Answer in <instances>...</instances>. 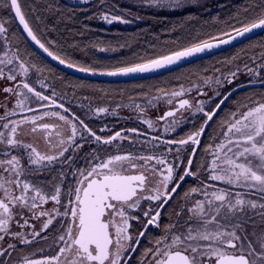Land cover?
<instances>
[{
	"label": "snow or ice",
	"instance_id": "snow-or-ice-1",
	"mask_svg": "<svg viewBox=\"0 0 264 264\" xmlns=\"http://www.w3.org/2000/svg\"><path fill=\"white\" fill-rule=\"evenodd\" d=\"M82 2L87 4L89 0ZM104 2L100 0V4ZM144 3L157 9L178 11L196 5L198 0H144ZM2 6L14 14L27 38L52 60L78 72L96 74V69L74 64L49 50L31 26L20 0H6ZM241 11L245 14L256 11L257 14L240 21L238 12L231 16L236 23L225 20L226 30L217 36L99 74L128 76L154 72L230 44L255 30H264V0H249ZM95 18L108 24L132 22L114 12H100L98 17H89ZM187 18L191 20L194 17L189 14ZM10 22L0 19V39L4 41L0 47V81L9 82L8 86L0 87L5 101L0 103L4 110L0 115V264H131L132 254L137 252L141 238L148 236L150 226L162 228L161 235L149 238L151 246L143 249L137 264H264V92L257 100L248 96L247 103L239 102L236 110L220 121L223 129L221 138L214 146L210 144L204 149L212 158L206 166L202 164L196 170H193L194 156L201 143L200 137L217 110L230 98V93L223 95L207 111L203 106L205 101L198 102L196 111L204 116L198 129L179 139L162 140L160 136H152L151 140L158 142L151 145L152 149L169 146L163 154L136 151L105 154L108 147L118 140L128 141L133 148L136 143L122 134L124 130L109 135L97 134L85 119L70 112L63 103H57L55 90L51 96L37 91L25 77L30 69L37 73L44 69L22 59L18 47H10L15 38L14 33L13 38L8 36L7 24ZM19 39H15L16 44ZM260 47L259 53L249 57L255 68L244 64L243 69L239 66L234 70L231 67L227 70L205 69L213 75L201 76L204 84L231 85L243 71L253 77L250 83L264 85L260 71L264 69V44ZM98 50L109 49L100 47ZM111 51L117 49L111 48ZM238 59L239 53L221 63L231 66ZM37 82L42 88L49 87L43 80ZM197 90L198 94L207 95L199 88ZM156 91L164 96L180 98L186 90L181 85L178 91ZM221 95L215 91V96ZM33 97L35 101L47 103L30 107ZM159 98L151 97L148 104L152 105ZM212 99L214 97H209ZM12 101L14 103L9 108ZM167 103L171 105L173 100L170 98ZM49 107L60 111H39ZM80 107H86L96 116L116 112L115 109L109 112L107 107H92L90 104ZM132 107L139 115H146L141 104L135 103ZM191 108L190 100L180 98L176 106L158 116L157 121L165 122L166 133L175 132L183 122L182 110ZM142 123L148 129L156 130L155 121L144 119ZM106 130L101 128L100 132ZM126 131L146 135L136 128ZM40 141L45 146L44 150L40 148ZM84 143H94L96 147L81 157L79 153ZM143 144L147 145L148 141ZM184 151L188 153L186 164L182 161ZM169 155L180 163H170ZM80 159L84 166L77 164ZM56 165H60L58 171ZM181 167L182 172H178ZM52 172H57V175L51 180L38 179L41 174ZM204 172H207L208 181H219L227 187L205 182L202 179ZM69 175L71 181L68 180ZM186 177L198 180L199 184L183 193L179 207L172 212L175 219L161 226V209L175 198L174 194ZM193 194L202 195L203 199L193 198ZM142 201L150 203L144 207ZM49 203L52 207L46 208ZM137 210L141 215L132 214ZM33 221L39 222V228ZM130 221L141 225L138 232L131 230L133 225ZM13 225L17 230H13ZM50 232L55 233L51 236L53 254L41 259L21 255L12 261L17 244L30 245L38 239L47 242Z\"/></svg>",
	"mask_w": 264,
	"mask_h": 264
},
{
	"label": "trees",
	"instance_id": "trees-1",
	"mask_svg": "<svg viewBox=\"0 0 264 264\" xmlns=\"http://www.w3.org/2000/svg\"><path fill=\"white\" fill-rule=\"evenodd\" d=\"M4 2H6V0H0L3 19L8 18L7 20H14L11 11L2 6ZM20 2L22 9L26 12L27 18L31 22V26L49 50L70 60L74 64L92 67L96 69V71L110 70L114 68L115 65L117 66L121 60L123 61H121L119 66H121L122 63V65H124L126 63L141 62V60L169 54L172 51L189 46L198 41L219 35L221 31L226 30L224 24L225 20L230 23H236L235 20L231 19V16L238 12V19L240 21H246L257 14L256 11H252L248 14L241 11L243 6L249 4V0H224L199 8L179 11H162L148 7H138L123 2L122 0H105L104 4H100V0H89L87 4L83 3L82 0H20ZM100 12L122 14L124 18L132 22L125 26V24L118 22L108 24L100 18L89 19V17L93 16L98 17ZM9 14L12 16V19H9ZM189 14L194 18L189 20L187 18ZM6 15L9 17H6ZM138 16L143 19L137 20L136 17ZM10 23H12V27L14 26L15 29L10 26V29L8 28L9 32H11V28L12 30H16L19 34V41L22 40L20 41L21 44H18V46H21L23 49H28L27 52L26 49L23 50L25 61L30 64H37L43 68L44 70L41 72L42 75L53 77L57 73L63 76L58 78L63 89L65 83L62 81L68 82L65 79L69 78H76L75 80L80 79L82 82H98L72 76L54 67L51 63L40 57V55L27 44V41H25L26 39L22 36L16 23L13 21ZM8 25L11 24L8 23ZM123 29L125 30L123 31ZM119 30H121L120 33L118 32ZM130 30H132V32H130ZM12 32L11 35L13 33L18 35L15 31ZM115 33L122 34L119 36ZM156 38L157 40L155 41ZM261 44H264V33L222 53L194 62L170 73L154 77L153 79H145L146 81L151 80L152 82L141 80L132 82L131 84L134 86V84L137 83L135 84L136 87L140 84L141 86H138L137 89H139V91L142 90L141 93H144V95L153 94L157 92V89L168 91L182 84L189 83L201 76H209V74L212 73L211 71L206 72L205 69H213L214 67L223 69L227 67V65L221 63V61H225L226 58H231L237 53L240 54V59L234 61V63L240 62L255 53H259L262 50L260 47ZM93 45H95V47ZM121 45H125L126 48L121 47ZM100 47L107 48L110 51H103L102 54L101 51L98 50ZM113 47L118 51H111ZM31 55L36 59H32ZM107 55L108 60L106 59ZM119 55L123 58L119 57ZM102 56H105L104 60L106 59V64ZM112 59L117 60L118 63ZM97 60H99L100 63L102 62V65H99ZM37 61L40 64L35 63ZM109 64L113 66L111 67L110 65L108 67ZM64 76H66V78ZM80 80L77 81L80 82ZM144 82L146 84L142 85L141 83ZM80 83L73 82L72 86L76 89H80ZM123 84L127 85L130 83ZM141 93L139 92L136 94L138 96V94L140 95ZM175 201L176 200H174L173 203L171 202L169 206L174 205ZM155 230L156 229H151L148 233L144 244L141 246V251H139L138 254H140L145 247L151 246L149 244L150 237L154 238L160 236L161 231L159 235H152ZM157 232L159 233V231Z\"/></svg>",
	"mask_w": 264,
	"mask_h": 264
},
{
	"label": "flooded vegetation",
	"instance_id": "flooded-vegetation-1",
	"mask_svg": "<svg viewBox=\"0 0 264 264\" xmlns=\"http://www.w3.org/2000/svg\"><path fill=\"white\" fill-rule=\"evenodd\" d=\"M1 19H3V17H1ZM9 34H10V32H8V36H9ZM12 37L13 36L11 35V38ZM14 41L15 40L13 39L12 46L19 48L20 53H21V57H22V59L25 60L24 51H23L24 49L21 46H18V44H21V42L18 43L16 46L15 45L16 43H14ZM1 44H2V42H1ZM229 67H231V66H227L223 69L227 70ZM260 71H261V75L264 76V69H261ZM56 74H55V76H53L52 79L48 78L49 85L51 87V88H48V91L55 90L57 93L62 94V96H55L54 97L56 99L57 103H63L65 105V107L69 108L70 112H75L81 118L85 119L86 122L89 124V126L93 130H95L97 132V134L109 135V134L114 133L115 131L124 130L122 132V134L128 135L131 138V140L134 141L135 143H136L137 138L139 140H143V141L148 140L149 143L147 145L143 146L145 152L146 153L147 152L148 153H154L157 155L163 154L164 150L169 146L161 145L160 148H158V149H152L151 145L158 143L157 141L151 140L152 136H160L162 140L163 139H179L180 137L184 136L185 134L198 129L200 127L201 123L203 122V119H204L203 114L196 111V107L198 106L199 101H205L203 106H204L205 110L207 111V110L213 108L215 106V103L219 102V99L223 98V95L228 94L230 91H232L236 87H239V86L244 85V84H250L249 81H251L253 79L250 76L246 75L243 71H241V73L238 74V78L234 81L233 84H231V85L225 84L224 87H219L214 82H212L208 85H205L203 82V79L201 77L194 79L189 83L182 84V86L184 87V89L186 91L184 93V96L180 97V98L190 100V102L192 104V108L188 111L182 110L183 122L179 127H177L175 132L166 133L164 131L165 122L164 121H157V117L163 115V113L165 111L175 107L177 104V100L180 98L172 99L173 103L171 105H169L167 103L168 99L167 100H165V99L164 100H158V101H155L154 104L149 105L147 100L151 97V94L142 95L143 97L137 96V94H135V92L137 93V90L133 86L132 87L135 88L136 91L134 90L132 93H130V96H129V93H128V95H125V94H127L128 89H129V91L131 89H133L132 87L130 88V86H127V85H130L132 82H127V83H130V84L126 85L127 87L123 83L102 82V81H98L99 83L98 82H83V84H85V85L80 87V89H76L72 86V83L78 82V81L75 79L69 80L70 79L69 78V79H65L66 81L68 80V82L62 81L63 83H65L64 87H67V88H64V90H63V88H61L62 84L59 82V79H58L61 75H58V74L56 75ZM40 75H42V74L37 73L35 70L30 69L29 74L27 77H25V79L37 91H41L43 94L51 96L52 94L46 92L45 88L42 89L39 87V85H37L36 81L39 80ZM212 75H213V73H211L209 76H212ZM44 77H46V76H44ZM256 79H259V77H257ZM139 81H141V80H139ZM133 82H135V81H133ZM66 83H67V85H66ZM78 83H80V82H78ZM105 83H107V84H105ZM108 83H113V84H108ZM8 84H9V82L0 81V87L8 86ZM80 84L82 85V83H80ZM120 84L124 85L125 87L124 86L122 87V85L120 86ZM194 84L196 85V87H193ZM68 85H70L71 87ZM117 86H118L119 94H118V91L115 89V88H117ZM190 86H192V88H190ZM121 87H122V89H119ZM180 87H181V85L178 87V89ZM69 88L71 89V91L68 92ZM123 88H125V89L127 88V90L124 91L125 89H123ZM198 88H199L200 92H206L207 95L198 94V90H197ZM80 90H82V92ZM114 90H116L117 93ZM215 91H219L222 95L219 97L215 96ZM261 92H264V86H254V87L245 88V89L237 92L235 95H233L222 106L220 111L214 117L213 121L207 127V129L204 133V136L201 139V143L199 145L198 152L194 158L195 163L193 165V170H196L200 166L202 159H199V158H200V156L205 155V151H204L205 147L210 145V144H212L214 146L215 142H216L215 141V139H216L215 135L220 134L223 131V129L220 127V121L223 119H227L229 117V114L232 111L236 110L237 104L239 102L247 103L248 102L247 101L248 96H252V99H254V100L260 99V93ZM79 93L80 94L83 93V95H80ZM120 94H121V96H120ZM132 94H133V96H132ZM29 95H31V94H29ZM107 95L109 97H107ZM134 95L136 97H134ZM119 96L121 99L119 98ZM84 97H88V99L85 100ZM122 97H124V98H122ZM209 97H214V99L209 100ZM4 102H5L4 96L2 94H0V103H4ZM13 103H14V101L9 103L8 107L11 108ZM43 103H47V102H43ZM135 103L141 104L144 107L146 115H143V116L138 115V113L132 107V105ZM38 104H39V102L38 103L34 102V103L30 104L29 106L36 108L38 106ZM82 104L83 105H89L90 104L92 107L103 106V107H107L109 109V112H111L112 109H115L116 112H115V114H111V115L106 113V114H101L100 116H96L94 113L88 112L86 107H80V105H82ZM117 105H119L120 107H117ZM39 111H60V109H57L55 107H49L47 109H39ZM3 112H4V110L2 108H0V115H3ZM34 114H38V113H25V115H34ZM12 118L17 119L19 117H12ZM177 118H179V117H177ZM144 119H151V120L155 121L156 122V130L152 131V130L148 129L147 125L142 123V120H144ZM49 122H52V121L50 120ZM101 128H106L107 130L104 133H101L100 132ZM130 128H136L139 130L140 133H146V135H137V134L127 132L126 130L130 129ZM147 136H151V137H147ZM39 143H40L41 150H44L45 146H44L43 142L40 141ZM141 146L136 145V147L133 148L132 144H130L128 141H119L118 140V141L114 142V144L112 146L108 147V151L105 154H116V153H123V152H127V151H136L137 152V148L138 147L141 148ZM94 147H96V145L94 143H91V144L90 143H84V147L80 151L79 155L81 157L84 156L85 153L90 152L92 150V148H94ZM173 147H175V146H173ZM187 154H188L187 151H184L182 153L183 164H186ZM168 160L170 163L177 162V161H174L173 156H171V155L168 156ZM177 163H180V162H177ZM77 164L79 166H84V161L82 159H80L77 161ZM55 167L58 171L60 168V165H56ZM177 171L182 172V167H181V169H178ZM56 175H57V172H52V173L47 174V175L41 174L38 177V179L51 180ZM68 180L69 181L72 180L71 175H69ZM198 184H199V181L196 179H193L192 177H187L185 179V181L183 182L181 187L178 189L177 193L174 195L175 198L171 201L173 203V201L176 200L174 202V205H172V206L167 205L165 207V209H163V211H162L163 215H162L161 220H160L161 226L168 224L170 222V219H172V220L175 219V217L172 215V212H173V209H176L179 207L178 202H180V197L183 195V193L189 187L197 186ZM193 195H198V194H193ZM171 202H170V204H171ZM45 207L50 208V207H52V205H51V203H49V204L45 205ZM144 207H147V206H144ZM132 214L141 215L138 210L136 212H133ZM181 222H183V220ZM32 223L36 224L37 228H39V222L38 221H33ZM130 223L133 225V229H131L132 231L138 232L140 230L141 225L137 221H130ZM151 229H154V228L150 227L148 229V233L151 231ZM159 229L162 232V228H159ZM13 230H17L15 225H13ZM54 234H55L54 232L49 233L50 239L47 242H45L42 239H38L36 242H33L30 245L17 244V249L13 253L12 261L19 259V257L21 255H27V256H29V258H32V259H41L45 255L53 254L54 250L51 247V245H52L51 236H53ZM154 234L159 235V233H156V232H154ZM145 238L146 237L143 238V240L141 241V243L138 247L137 252L133 255L132 260H131V264H137V258L140 256V254H138V252L141 251V246L144 244V241L146 240Z\"/></svg>",
	"mask_w": 264,
	"mask_h": 264
},
{
	"label": "water",
	"instance_id": "water-1",
	"mask_svg": "<svg viewBox=\"0 0 264 264\" xmlns=\"http://www.w3.org/2000/svg\"><path fill=\"white\" fill-rule=\"evenodd\" d=\"M12 15H13V18H14V14L13 13H12ZM14 21H15L16 25L18 26L20 32L22 33V35L24 36V38L28 42V44L32 47V49L37 54H39L42 58H44L46 61H48L49 63H51L52 65H54L55 67L61 69L62 71L66 72L68 74H71V75L76 76V77H79V78H83V79H87V80H94V81H102V82H114V83H123V82L139 81V80H145V79H150V78H154V77H157V76H161V75L170 73L172 71L178 70V69H180L182 67H185V66H187L189 64H192L194 62H197V61H200L202 59L211 57L213 55L222 53V52H224L226 50H229V49H231V48H233V47H235L237 45H240V44H242V43H244V42H246L248 40H251V39L257 37L258 35L264 33V30H255L252 33H249V34L245 35L244 37L237 38L236 40H234L230 44L221 45L220 47L214 48L211 51H206V52H204L202 54L193 56V57L188 58L186 60H182L181 62H179V63H177L175 65H171V66H169L167 68L160 69V70H157V71H154V72L143 73V74H133V75H128V76H107V75H101V74H99L101 71H96V74H89V73L78 72L74 68H68L65 65L59 64L58 61L52 60L51 57L47 56V54L43 52L42 49H40L30 39L27 38V34L23 32V28H22V26L19 25L18 21H16L15 19H14ZM254 86H264V85H261L260 83H250V84L241 85V86L236 87L235 89H233L232 91L229 92L230 93V98L233 95H235L237 92H239V91H241V90H243L245 88L254 87ZM219 111H220V109L217 110V113ZM211 122L212 121H210L209 124ZM208 126H206V129H207ZM204 133L201 135L200 140L203 138ZM147 137H151V136H147ZM194 158H195V156H194ZM183 182L181 183V185L183 184ZM161 211H163V209H161ZM143 238H141V241L143 240ZM137 247H139V245ZM134 254L135 253L132 254V257H133Z\"/></svg>",
	"mask_w": 264,
	"mask_h": 264
},
{
	"label": "rangeland",
	"instance_id": "rangeland-1",
	"mask_svg": "<svg viewBox=\"0 0 264 264\" xmlns=\"http://www.w3.org/2000/svg\"><path fill=\"white\" fill-rule=\"evenodd\" d=\"M123 2H126V3H128V4H130V5H133V6H138V7H148V8H151V9H156L157 10V8H153V7H151V6H149V5H147L146 3H144V0H122ZM220 1H224V0H198V3L196 4V5H190L189 7H187L186 9H190V8H199L200 7V5H203V6H205V5H210V4H213V3H217V2H220ZM158 10H162V11H169V10H166V9H158ZM182 10H185V9H182ZM179 11V10H178ZM3 11L1 10V8H0V19H1V17H3L2 16V13ZM4 20H6L5 18H4ZM10 25H8L7 24V27H9ZM157 40V38L155 39V41ZM1 42H2V44H1ZM3 44H4V42H3V40L2 39H0V47H3ZM12 45H10V47H11ZM252 56V55H251ZM251 56H249V57H251ZM249 57H246L244 60H242V61H240V62H237V63H233L232 65H231V68L234 70L235 69V67H237V66H239V67H241V69H243V65L244 64H248V66L249 67H252V68H255V65H253L252 64V62H251V60L249 59ZM257 62H259V61H257ZM50 76L48 75V76H46V77H44L43 75H40V78H39V80H43L44 81V83L45 84H47L49 87L48 88H51L50 87V85H49V80H48V78H49ZM251 78H253L252 76H250ZM50 78H53V77H50ZM257 78V77H256ZM36 83H37V85H39V87L40 88H42L41 86H40V84L36 81ZM48 88H45L46 89V92H48V93H51L52 94V92L53 91H48ZM190 88H192V86H190ZM42 89H44V88H42ZM174 90H176V91H178V90H180V88L178 89V87H176V88H173V89H171V90H168V92H171V91H174ZM56 92V91H55ZM56 96H62V94H60V93H57L56 92ZM153 96H160V98L158 99V100H167V99H175V98H172V97H170V96H164V95H162V94H160V93H157V92H155V93H153V94H151V97H153ZM150 97V98H151ZM149 98V99H150ZM148 99V100H149ZM32 100H33V102L32 103H34V102H36V103H38V101H35V98H32ZM147 100V101H148ZM158 100H154L153 102H152V104H154V102L155 101H158ZM144 101V100H143ZM31 103V104H32ZM39 103H43V102H39ZM139 115V114H138ZM221 134V133H220ZM220 134H216L215 136H216V139H215V143H217L218 141H219V139L221 138V136H220ZM148 141V140H147ZM143 140H139L138 138L136 139V145L137 146H141V148L140 147H138L137 148V152H139V153H143V154H149L148 152L146 153L145 152V150H144V148H143V146H144V144H143ZM148 143H149V141H148ZM151 143V142H150ZM211 156L209 155V153H206L205 152V155L204 156H201L199 159H202V162H201V164L200 165H207V163L211 160ZM202 179L205 181V182H207V183H213V184H216V186L217 187H227L226 185H224V184H222L221 182H219V181H208L207 180V172H204L203 174H202ZM193 198H199V199H203V196L202 195H193ZM150 202H146V201H142V205H144V206H148V204H149ZM154 229H156L155 230V232L156 233H158L157 231H159V234H160V229L159 228H154ZM153 229V230H154ZM152 235H156V234H154V232L152 233Z\"/></svg>",
	"mask_w": 264,
	"mask_h": 264
},
{
	"label": "bare ground",
	"instance_id": "bare-ground-1",
	"mask_svg": "<svg viewBox=\"0 0 264 264\" xmlns=\"http://www.w3.org/2000/svg\"><path fill=\"white\" fill-rule=\"evenodd\" d=\"M91 2H92V1H91ZM79 5H80V4H79ZM80 6H81V5H80ZM9 15H10V14H9ZM4 17H5V16H4ZM6 17H9V16L6 15ZM11 17H12V16L10 15L9 19H10ZM12 18H13V17H12ZM12 18H11V19H12ZM7 19H8V18H6V20H7ZM142 19H143V18H142ZM137 20H138V19H137ZM9 21H13V22H15L14 20H9ZM135 21H136V20H135ZM141 23H142V22H141ZM141 23H140V24H141ZM9 24H11L10 26L12 27V23H9ZM137 24H139V23H137ZM10 26H9V27H10ZM125 26H126V24H125ZM9 27H8V28H9ZM17 27H18V26H17ZM127 27H128V25H127ZM12 28H14V26H13ZM12 28H11V32H12V31H13V32L15 31V33L18 34V33L16 32V30H12ZM9 29H10V28H9ZM14 29H15V28H14ZM124 30H125V29H123V31H124ZM126 30H127V29H126ZM96 31H97V30H96ZM11 32H10V34H9V37H10V38H11ZM13 32H12V33H13ZM98 32H100V31H98ZM115 32H116V31H115ZM118 32L120 33L121 30H119ZM130 32H132V30H130ZM135 33H136V31H135ZM93 34H94V33H93ZM115 34H117V33H115ZM115 34H113V35H115ZM121 34H122V33H121ZM121 34H117V35L120 36ZM137 34H138V32H137ZM137 34H136V35H137ZM12 35H13V34H12ZM100 35H101V34H100ZM125 35H126V34H125ZM16 36H17V37H16ZM22 36H23V35H22ZM23 37H24V36H23ZM94 37H95V36H94ZM94 37H92V38H94ZM12 38H13V37H12ZM15 38H19V34H18V35H15ZM15 38H13V39H15ZM24 39H25V38H24ZM20 41H22V40H20ZM20 41H19V42H20ZM25 41H26V40H25ZM115 42H116V41H115ZM14 43H15V41H14ZM27 44H28V42H27ZM15 45L17 46V44H15ZM22 45H23V42H22ZM12 47H13V46H12ZM124 47H125V45H124ZM113 48H114V47H113ZM125 48H126V47H125ZM24 49H26V48H24ZM127 49H128V48H127ZM129 49H130V48H129ZM27 50H28V49H26V52H27ZM93 50H94V49H93ZM94 51H95V50H94ZM109 51H110V50H109ZM117 51H118V50H117ZM28 53H30V52H28ZM101 53H102V52H101ZM114 53H115V52H114ZM102 54H103V53H102ZM105 54H106V52H105ZM38 55H39V54H38ZM96 56H98V55H96ZM109 56H110V55H109ZM117 56H118V55H117ZM31 57H32V59H34L32 55H31ZM40 57H41V56H40ZM102 57H103V56H102ZM119 57L123 58V57L120 56V55H119ZM104 58H105V56L103 57V60H104ZM111 58H112V56H111ZM116 58H117V57H116ZM35 59H36V58H35ZM35 59H34V60H35ZM96 59H97V58H96ZM106 59L108 60V55H107V58H106ZM106 59L104 60L105 64H106ZM114 59H115V56H114ZM114 59H112V60H113V61H116V62L118 63V61H117V60H114ZM124 59H125V58H124ZM99 60H100V59H99ZM99 60H97V62H98L99 65H100L102 62L100 63ZM129 60H130V59H129ZM121 61H123V60H121ZM121 61H119V62L121 63ZM116 62H115V63H116ZM125 62H126V61H125ZM35 63L40 64L38 61L35 62ZM98 63H96V64H98ZM117 63H116V64H117ZM120 63H118L117 66H119ZM33 64H34V63H33ZM113 64H114V63H113ZM122 64H123V63H122ZM122 64H121V66H123ZM93 65H95V64H93ZM101 65H102V64H101ZM110 65H111V67L113 66L112 64H109L108 67H109ZM114 65H115V64H114ZM53 66H54V65H53ZM103 66L106 68V66H105L104 64H103ZM117 66L115 65V67H117ZM54 67H55V66H54ZM56 68H57V67H56ZM58 69H59V68H58ZM63 72H64V71H63ZM210 73H211V72H210ZM209 75H210V74H209ZM72 76H73V75H72ZM61 77H63V76H61ZM64 77L66 78V76H64ZM75 77H76V76H75ZM74 79H76V78H74ZM152 79H153V78H152ZM69 80H72V78H70ZM77 80H80V79H77ZM85 80H87V79H85ZM67 81H68V80H67ZM144 81H146V80H144ZM80 82L82 83V85H85V84H83V82H82L81 80H80ZM132 82H133V81H132ZM142 82H143V81H142ZM146 82H152V81H151V80H149V81L147 80ZM77 83H78V82H77ZM123 83H124V82H123ZM125 83H127V82H125ZM135 84H137V83H135ZM135 84H134V86H133V84H130V88L133 86V87L136 88L137 91H139V89H137V88H138V86L140 87L141 85L138 84L137 87H136ZM141 84L143 85V84H146V83L144 82V83H141ZM121 85H122V84H120V86H121ZM68 86H70V85H68ZM123 86H124V85H122V87H123ZM125 86H126V85H125ZM125 86H124V87H125ZM127 86H129V85H127ZM127 86H126V87H127ZM63 87H64V86H63ZM70 87H71V86H70ZM122 87L119 88V89H122ZM133 87H132V88H133ZM61 88H62V86H61ZM64 88H67V87H64ZM135 88L131 89L130 91H129V89L127 90V88H126V89L123 88V89H125L124 91L127 90V94H125V95H128V93H129V96H130V93H132V92L135 90ZM142 88H143V87H142ZM69 89H70V88H69ZM69 89H68V92L71 91V89H70V90H69ZM82 89H83V88H82ZM115 89L118 91V86H117V88H115ZM140 89H141V88H140ZM63 90H64V89H63ZM116 90H114V91L116 92ZM136 90H135V91H136ZM66 91H67V90H66ZM75 91H76V90H75ZM80 91L82 92V90H80ZM83 91H84V90H83ZM120 91H121V90H120ZM124 91H123V92H124ZM128 91H129V92H128ZM121 92H122V91H121ZM139 92L141 93L142 90H140ZM139 92H137V93H139ZM77 93H78V92H77ZM113 93H114V92H113ZM116 93H117V92H116ZM124 93H125V92H124ZM79 94H80V93H79ZM118 94H119V91H118ZM135 94H136V92H135ZM76 95H77V94H76ZM80 95H83V93H81ZM140 95L142 96V95H144V93H143V94L141 93ZM140 95L138 94V96H140ZM110 96H111V95H110ZM114 96H115V95H114ZM120 96H121V94H120ZM120 96H119V98H120ZM132 96H133V94H132ZM107 97H109V96L107 95ZM134 97H136V96L134 95ZM142 97H143V96H142ZM142 97H141V98H142ZM76 98H77V97H76ZM116 98H117V97H116ZM119 98H118V99H119ZM122 98H124V97H122ZM127 98H128V97H127ZM139 98H140V97H139ZM120 99H121V98H120Z\"/></svg>",
	"mask_w": 264,
	"mask_h": 264
}]
</instances>
